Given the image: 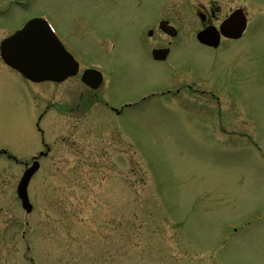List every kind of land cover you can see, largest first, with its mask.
<instances>
[{"label":"rangeland","instance_id":"rangeland-1","mask_svg":"<svg viewBox=\"0 0 264 264\" xmlns=\"http://www.w3.org/2000/svg\"><path fill=\"white\" fill-rule=\"evenodd\" d=\"M223 1L245 5L249 24L214 50L196 40L189 0H0V41L47 18L103 65L117 107L192 85L117 118L101 89L87 104L75 80L34 83L0 56V264H264V0ZM160 11L178 24L174 67L138 41ZM203 75L228 94L236 86V103ZM45 143L26 213L16 191L25 166L8 155L30 162Z\"/></svg>","mask_w":264,"mask_h":264},{"label":"water","instance_id":"water-1","mask_svg":"<svg viewBox=\"0 0 264 264\" xmlns=\"http://www.w3.org/2000/svg\"><path fill=\"white\" fill-rule=\"evenodd\" d=\"M246 27V18L241 9L225 20L221 25V32L229 37H239ZM171 35L176 34L174 27L166 28ZM197 38L202 43L217 46L220 34L216 28L208 27L197 33ZM169 50H154L155 58H164ZM0 52L4 61L17 69L28 79L34 82L44 80L60 81L73 74L77 62L66 51L57 37L53 34L47 23L42 18H33L13 35L3 39ZM101 75L96 72L93 81L100 82ZM39 169V161L35 160L28 167L17 186V193L23 208L30 212L33 208L28 196V184Z\"/></svg>","mask_w":264,"mask_h":264},{"label":"flooded vegetation","instance_id":"flooded-vegetation-1","mask_svg":"<svg viewBox=\"0 0 264 264\" xmlns=\"http://www.w3.org/2000/svg\"><path fill=\"white\" fill-rule=\"evenodd\" d=\"M237 1H239V0H237ZM189 3L193 7L194 14L196 15L199 22L201 23L200 29L204 28V27H208V26H215V27L219 28L222 21L225 20L237 8H242L244 10V13L248 16V12L246 9L247 7L245 5H242L241 3L237 4L235 6H230L226 10L224 9V1L223 0H189ZM162 21H167L166 26H168L170 24V25H174L177 28L176 25H178V24L173 21V18L171 17V15L169 16L167 14H163L162 11H160L159 14H157V16L155 18L147 19V20H144L143 22H141L139 27L142 26V28L139 29V27H138V29H137V34L139 37L138 41L144 47V50L146 51L147 56L150 59H152L154 62H166L167 65L174 67L172 63L167 62V61H168L169 56L172 52V47H171L172 39H174L178 36L179 30H178V34L175 36L169 35V33H167L166 31H164L161 28V22ZM248 23H249V19H248ZM144 32H146L148 39H143L144 38L143 37ZM145 38H147V37H145ZM238 39H240V38H231V37L221 36L219 45H217V46L202 45V46L217 50L218 48H220V46L224 42V40L236 41ZM148 45H150L149 49H148ZM166 47L169 48V53L164 60H157L153 57V54H152L153 49H155V48H166ZM80 54L82 56V59L79 58L78 56H76V59L79 62L76 74L67 77L63 81H60V82L51 81L49 83H52V84L57 83L58 84V83H62V82L70 81V80H75V85L82 89V91L80 92L79 95L80 96L89 95L84 100L85 103H87V104L94 102V101H92L93 98H95L97 100L96 94L101 89L102 92L104 93L103 106H104L105 110L109 111L112 114L114 113V115H116L115 117H117V118H119V117L124 118L125 114H127V111H128L127 108H129L131 106H135V105L137 106L138 102L134 103V102H130V101L126 100V102H123V104L119 107L110 103L107 100L108 96H107L106 90H103L104 84L106 86L105 81L102 82L99 86L93 87L90 84H88L87 82H85V80L83 79V74L87 70H89L91 67H94L93 65L95 63L91 59L87 60L85 55H83L81 52H80ZM208 77H210V76L209 75H203L202 79L206 82V84L208 85V88H210V90H212V92H214L215 97H217L219 99L220 97L217 94H221L223 96H226L228 101H231L234 104L236 103L237 95H238V89L236 88V86L231 88L229 90V94H228V91H227L225 86L222 87V85L219 82H215V81L209 79ZM185 87H188L190 89L192 87V85L189 84V85L184 86L183 84H177L175 86H166L164 88L155 87L154 89H152L150 91L142 93L144 95H141V100H146V99H157V100H159L162 98V96L174 98L176 96H179L183 91H185ZM78 104L81 105L79 101H78ZM46 149L48 151L50 150V146H48L47 144H46ZM44 157H46V155H42L40 157V159L42 160V158H44ZM33 158H34V156H33Z\"/></svg>","mask_w":264,"mask_h":264}]
</instances>
